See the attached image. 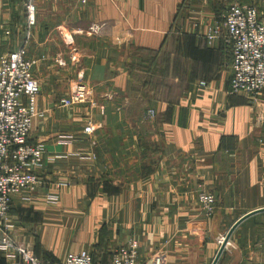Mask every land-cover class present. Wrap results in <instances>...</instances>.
<instances>
[{
	"label": "crops",
	"instance_id": "obj_1",
	"mask_svg": "<svg viewBox=\"0 0 264 264\" xmlns=\"http://www.w3.org/2000/svg\"><path fill=\"white\" fill-rule=\"evenodd\" d=\"M221 1L37 0L27 57L43 116L29 141L44 147V185L13 200L18 242L61 260L95 252L110 225L112 247L136 239L141 264L158 251L166 264H212L232 226L260 211L234 230L217 264H264V98L230 92L229 48L205 36L223 22ZM25 2L0 0V56L25 43ZM81 75L93 100L62 106ZM201 191L215 195L211 218ZM53 228H70L64 250L55 233L48 243Z\"/></svg>",
	"mask_w": 264,
	"mask_h": 264
},
{
	"label": "built area",
	"instance_id": "obj_2",
	"mask_svg": "<svg viewBox=\"0 0 264 264\" xmlns=\"http://www.w3.org/2000/svg\"><path fill=\"white\" fill-rule=\"evenodd\" d=\"M87 4L88 0H77ZM264 4V0H261ZM25 43L16 51L0 56V252L7 264H141L139 242L131 238L115 247L108 261L95 259L94 252L83 249L70 252L59 261L42 259L34 251L18 242L9 231V216L16 196H30L44 185L40 175L44 147L29 141L33 120L43 116L37 109L40 85L33 76L35 61L27 57L28 42L37 24V0H26ZM209 43L223 39L232 55L230 92H241L257 100L264 98V19L261 9L254 4H233L222 23L210 27L205 34ZM63 65V63H59ZM200 85L204 87L205 82ZM94 92L81 75L62 106L90 103ZM154 117L155 111L149 110ZM96 125L89 124L84 133L91 136ZM83 160H94L96 154L79 151ZM67 184L60 182L61 188ZM49 202L57 200L55 194ZM198 202L202 212L211 218L216 212L215 195L201 191ZM145 264H166L165 254L158 251Z\"/></svg>",
	"mask_w": 264,
	"mask_h": 264
},
{
	"label": "rangeland",
	"instance_id": "obj_3",
	"mask_svg": "<svg viewBox=\"0 0 264 264\" xmlns=\"http://www.w3.org/2000/svg\"><path fill=\"white\" fill-rule=\"evenodd\" d=\"M233 2L232 0H222L221 1V5L223 7H225L224 9V15H225V12H227L228 8L233 5V4H240V3H231ZM72 4H80L77 2V0H72ZM256 6H258L260 9H261V12L263 13V19H264V4H254ZM67 34V33H66ZM68 35V34H67ZM109 228H110V225L109 226H103L101 227L100 229V238H101V242L100 244H98L97 246H95L94 250H95V254L97 256V258L101 261H107L110 257V254H111V251L115 248L114 246L112 247L111 243H110V239L109 237H107V235L109 234ZM70 232V228H66V229H58V230H55L54 228L52 229V232L51 233H48L47 234V238H48V243H51L53 241L52 237L54 236L53 233L56 234V237L58 238V240L55 242V247L57 245V243L60 241V247H59V251L61 250H64L65 249V238L68 236ZM79 234H81V230L79 231H75L74 235L76 236H79ZM66 249H69V247H67ZM35 253V246L34 248L32 249ZM92 251V250H91ZM54 256V254H53ZM59 259V258H57ZM0 264H6L5 260H4V257H3V254L1 253L0 254Z\"/></svg>",
	"mask_w": 264,
	"mask_h": 264
},
{
	"label": "water",
	"instance_id": "obj_4",
	"mask_svg": "<svg viewBox=\"0 0 264 264\" xmlns=\"http://www.w3.org/2000/svg\"><path fill=\"white\" fill-rule=\"evenodd\" d=\"M262 211H264V210H262ZM258 212H260V211H258ZM258 212H253V213H251V214H248V215L242 217L240 220H238V221L232 226V228L230 229V231H229V232L227 233V235L225 236V238H224V240H223V242H222V245H221V247L219 248L218 253H217V255L215 256V258H214L212 264H217V263H218V261H219L221 255L223 254V252H224L226 246L228 245V242H229V240H230V238H231V236H232L234 230H235V229H236V228H237V227H238V226H239L244 220H246L248 217H250L251 215H254V214L258 213Z\"/></svg>",
	"mask_w": 264,
	"mask_h": 264
},
{
	"label": "trees",
	"instance_id": "obj_5",
	"mask_svg": "<svg viewBox=\"0 0 264 264\" xmlns=\"http://www.w3.org/2000/svg\"><path fill=\"white\" fill-rule=\"evenodd\" d=\"M94 255H95V259L96 260H99L98 258H97V256H96V254L94 253ZM42 259H44V258H42ZM46 260H52V259H46ZM53 261H59V260H53ZM102 261V260H101Z\"/></svg>",
	"mask_w": 264,
	"mask_h": 264
}]
</instances>
